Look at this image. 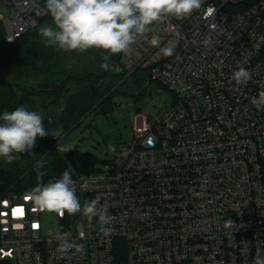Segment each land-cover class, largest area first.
<instances>
[{
    "label": "built area",
    "instance_id": "2783aa9c",
    "mask_svg": "<svg viewBox=\"0 0 264 264\" xmlns=\"http://www.w3.org/2000/svg\"><path fill=\"white\" fill-rule=\"evenodd\" d=\"M43 1L0 0L7 43L46 17ZM151 27L120 67L164 86L173 104L142 114L113 159L72 177L82 207L98 200L115 218L112 232L101 233L96 217H60L36 208L28 192L9 194L0 198V264H254L264 256V110L251 104L264 91V0H204L190 17ZM239 68L251 74L246 85L231 79ZM61 239L84 250L61 255Z\"/></svg>",
    "mask_w": 264,
    "mask_h": 264
},
{
    "label": "clouds",
    "instance_id": "9594fccd",
    "mask_svg": "<svg viewBox=\"0 0 264 264\" xmlns=\"http://www.w3.org/2000/svg\"><path fill=\"white\" fill-rule=\"evenodd\" d=\"M203 4L204 0H45V7L54 26H41L38 35L46 47H53L57 51H100L104 53L105 61L101 68L111 70L110 57L131 54L133 45L147 38L152 25L165 19L182 20L190 17L194 11L201 10ZM150 43L159 46V37L153 35ZM162 51L171 56L174 54V45ZM231 79L237 85H246L251 74L239 68ZM251 104L264 110V91L251 97ZM44 119L40 111L29 110L23 105L0 115V158L11 164L18 158L17 154H32L37 146V138L51 136L58 141L64 132L63 127L56 125L46 130ZM48 122L53 123L51 117ZM73 147L58 144L57 148L67 153ZM110 151L114 153L115 147L110 146ZM41 167L43 161L38 164V168ZM27 195L41 211L55 213L60 217L81 212L89 220L98 218L100 231L104 235L113 230L111 225L115 218L109 215L106 208L98 207V200L86 201L81 206L75 181L67 169L60 179L41 182ZM73 249L78 253L84 250L83 245L76 241L61 239L57 252L66 256ZM254 264H264V256L259 252Z\"/></svg>",
    "mask_w": 264,
    "mask_h": 264
},
{
    "label": "trees",
    "instance_id": "16d2710c",
    "mask_svg": "<svg viewBox=\"0 0 264 264\" xmlns=\"http://www.w3.org/2000/svg\"><path fill=\"white\" fill-rule=\"evenodd\" d=\"M43 4L45 6V0ZM46 24L53 25L48 11L36 28L13 44L5 41L0 29V115L21 105L29 108L34 99L42 100L45 107L61 105L53 123L46 122L44 126L46 130L62 126L64 132L59 140L64 141L90 114L108 116L114 111L116 93L110 91L125 75L120 67L122 54L112 55L109 60L111 70H104L101 68L105 62L104 53L100 51L66 53L46 47L38 35L39 28ZM91 60L97 62L100 73L85 72L83 67ZM130 78L133 80L128 87L137 90L143 89L147 81L156 83L141 75ZM69 86L74 90L68 89ZM128 95L138 101L145 93ZM58 141L51 136L37 138L32 154H17L18 158L11 164L0 158V198L29 192L49 178L61 177L66 169L72 177L99 169L102 162L92 154L72 149L64 153L57 147L51 150ZM40 161H43V167L38 168Z\"/></svg>",
    "mask_w": 264,
    "mask_h": 264
},
{
    "label": "rangeland",
    "instance_id": "374dc122",
    "mask_svg": "<svg viewBox=\"0 0 264 264\" xmlns=\"http://www.w3.org/2000/svg\"><path fill=\"white\" fill-rule=\"evenodd\" d=\"M86 73H100L98 64L95 60L89 61L84 65ZM133 78L124 75L113 87L110 93L114 95V111L108 116L90 114L82 123L74 130H72L64 139H60L54 143L51 150L60 146L74 145L72 150H77L94 155L100 160V167L104 162L109 161L115 157L122 144L128 143L134 138L135 121L140 118L142 114L149 115L158 113L169 109L174 102L172 93L164 90L156 83H145L143 89H132L128 87ZM70 90H74L69 86ZM109 93V94H110ZM126 93V94H125ZM135 93L136 95H144L142 100H134L128 94ZM47 105V104H46ZM61 105L45 107L42 100L34 99V102L29 105V110H37L45 116L44 124L48 122L49 117H55L61 111ZM110 146L115 147L116 151H110ZM75 174H77L75 172ZM48 229L55 227L53 221L48 222Z\"/></svg>",
    "mask_w": 264,
    "mask_h": 264
}]
</instances>
